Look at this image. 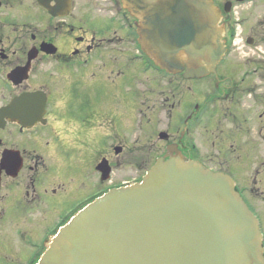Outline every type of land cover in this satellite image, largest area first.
<instances>
[{"label":"flooded vegetation","instance_id":"obj_1","mask_svg":"<svg viewBox=\"0 0 264 264\" xmlns=\"http://www.w3.org/2000/svg\"><path fill=\"white\" fill-rule=\"evenodd\" d=\"M213 3L224 53L189 79L160 72L140 52L118 0H0V167L16 169L0 171V264H35L61 215L100 189L138 181L167 149L229 176L263 229L250 201L255 190L264 201L263 184L250 168L254 152L264 153V0ZM136 112L149 122L135 121L137 134L158 113L167 122L124 178L118 120Z\"/></svg>","mask_w":264,"mask_h":264},{"label":"water","instance_id":"obj_2","mask_svg":"<svg viewBox=\"0 0 264 264\" xmlns=\"http://www.w3.org/2000/svg\"><path fill=\"white\" fill-rule=\"evenodd\" d=\"M119 1L136 20L142 52L165 72L201 77L221 58L212 0ZM167 150L139 183L74 215L36 264H264L257 219L233 181Z\"/></svg>","mask_w":264,"mask_h":264},{"label":"rangeland","instance_id":"obj_3","mask_svg":"<svg viewBox=\"0 0 264 264\" xmlns=\"http://www.w3.org/2000/svg\"><path fill=\"white\" fill-rule=\"evenodd\" d=\"M78 15L80 17H83V18H86L88 16L87 13H85V9H82V8L79 9ZM83 20H87V19H83ZM142 117H143L144 121H142L140 119ZM147 118H148V115L145 116L143 113L138 114L136 112L134 116H132L130 114H128V115L126 114L123 118L118 120L122 124V127L119 131V132H121L120 136H122V138H120V140H122L123 143L127 144L126 150L123 153H121V157H120V158L124 159L125 169L123 168V171L120 172V176H122L124 178L132 177L135 174L134 173V170H135L134 167L136 166V163L144 162L147 159V157H148L147 153L149 154V152L147 151V148L149 147V144H146V143H150L151 140L156 139L158 136V135L154 136V134H153L154 130H156V129L160 130V129H163L162 126L163 127L166 126L167 120H166L165 116L158 113L157 117L155 119H152L150 122L151 125H153V126H149L148 128H150V129L147 128L145 131L141 130V134H137L139 131H137V132L135 131L136 125L134 126V122L135 121L137 122L140 119L139 121H142L144 123V127H143V129H144L146 127V125L149 124L148 121H147V124L145 123ZM155 127H156V129H155ZM200 140H201V142H203V144L207 150L206 153L210 154L212 152L211 151L212 146H210L209 143L206 142L203 132H202ZM144 144H146V146ZM128 149H129V151H128ZM154 155H155V153H152V156H154ZM263 159H264V153L263 152H254L253 159H252L253 162H252V165L250 168V172L254 175L253 178L257 177L256 178L258 181L257 184L260 185V181L262 182L263 186L261 187V191L264 192V166H257V161H260ZM256 172H258L257 175H256ZM247 175H251V174H247ZM117 179H119V177H117ZM96 187H98V184L94 181L90 186H88L85 189V191H83V194L88 193L90 191H93ZM80 195H78V197ZM251 195H252V199L250 201H251V204H253L252 207H253L254 211L258 215H260V218H261V220H263V223H264V201L261 200L263 197L256 190ZM73 202L74 201L68 203L67 207L70 204H72ZM65 207H63L62 209H59L57 211H54L53 213L48 214L47 216L54 214L56 217V215L58 213H60V212L62 213L65 210L64 209ZM46 217H45V219H43L44 221H46ZM44 221H43V223H46ZM49 224L51 225L52 223H49ZM51 226H49V227H51ZM40 232H41V230H40ZM262 232L264 234V227L262 229Z\"/></svg>","mask_w":264,"mask_h":264},{"label":"bare ground","instance_id":"obj_4","mask_svg":"<svg viewBox=\"0 0 264 264\" xmlns=\"http://www.w3.org/2000/svg\"><path fill=\"white\" fill-rule=\"evenodd\" d=\"M81 210H83V209H81Z\"/></svg>","mask_w":264,"mask_h":264}]
</instances>
